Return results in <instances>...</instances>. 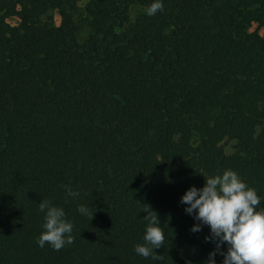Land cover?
Returning <instances> with one entry per match:
<instances>
[{"label": "trees", "instance_id": "1", "mask_svg": "<svg viewBox=\"0 0 264 264\" xmlns=\"http://www.w3.org/2000/svg\"><path fill=\"white\" fill-rule=\"evenodd\" d=\"M151 2L0 0V264H203L179 200L225 169L264 206V0ZM46 198L74 225L59 251L36 243ZM143 203L162 260L134 251Z\"/></svg>", "mask_w": 264, "mask_h": 264}, {"label": "clouds", "instance_id": "2", "mask_svg": "<svg viewBox=\"0 0 264 264\" xmlns=\"http://www.w3.org/2000/svg\"><path fill=\"white\" fill-rule=\"evenodd\" d=\"M163 0H152L146 7L148 16L163 11ZM204 177V176H203ZM67 197L76 199L80 193L66 186ZM186 214L195 223L190 231L200 232L207 226L209 232L205 241L215 247L208 253L203 264H217L216 256H222L219 264H264V206L257 191L250 187L237 172L225 169L215 175L204 177L201 187L190 185L180 196ZM38 210L43 214L42 231L36 243L43 248L46 244L59 251L73 242V223L66 218L63 207L49 199L40 200ZM77 211L92 217L93 212L84 204ZM140 211L145 215L142 242L134 245V251L145 258L162 260L154 249L163 247L165 233L157 212L148 203H143Z\"/></svg>", "mask_w": 264, "mask_h": 264}, {"label": "rangeland", "instance_id": "3", "mask_svg": "<svg viewBox=\"0 0 264 264\" xmlns=\"http://www.w3.org/2000/svg\"><path fill=\"white\" fill-rule=\"evenodd\" d=\"M83 6H84V2H80V3H79L78 14L76 15L77 19L80 18V15H81V14H79V13L83 12ZM136 11H137L136 9H133V10L131 11L130 15L133 17ZM49 14H50V16L52 17V20H53L54 25H59V23H60V16H59L57 10H52V11H50ZM7 22H8L10 25H12V26H17L18 23H19V19H18L17 14H13V15L9 16V17L7 18ZM79 22H80V20H79ZM249 29H250V30L257 29V25H256V23H253V24L250 26ZM258 31H259V33H260L262 36H264V29H259ZM87 32H88V31H87V28L83 25V26L80 28V32H79V35H78L79 39H80V40H81V39H84V37H86V35H87ZM206 230H208V227H206V226H202V230H201L200 232H197V233H198L199 235H201V234H202L203 232H205Z\"/></svg>", "mask_w": 264, "mask_h": 264}]
</instances>
